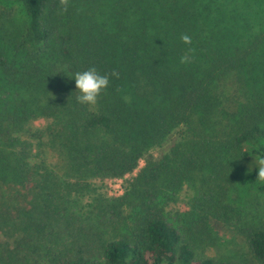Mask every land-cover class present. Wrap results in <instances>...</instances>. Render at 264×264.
<instances>
[{"label": "trees", "instance_id": "1", "mask_svg": "<svg viewBox=\"0 0 264 264\" xmlns=\"http://www.w3.org/2000/svg\"><path fill=\"white\" fill-rule=\"evenodd\" d=\"M17 1L25 28L0 35V184L29 198L19 247L44 264H234L203 252L217 219L264 264L239 188L264 192L245 174L264 158V0ZM91 66L109 85L82 105L72 77ZM141 159L120 196H96ZM182 191L189 209L171 213Z\"/></svg>", "mask_w": 264, "mask_h": 264}, {"label": "rangeland", "instance_id": "2", "mask_svg": "<svg viewBox=\"0 0 264 264\" xmlns=\"http://www.w3.org/2000/svg\"><path fill=\"white\" fill-rule=\"evenodd\" d=\"M26 16L21 4L17 0H0V35L2 36V43L15 41L22 30L25 28ZM45 124L44 119L34 120L32 125L34 127H43ZM170 143V142H169ZM168 142L164 144H169ZM161 148H153L151 152L158 155L159 151H165L168 146ZM35 146L33 152V160L44 159L48 163L55 164L57 161L56 156L49 150H42ZM257 161V160H256ZM144 164L143 159L139 161V166L132 173L125 174L123 177H106L103 180H95L96 185L95 194L98 198L101 196H120L124 192V185L127 180H130L137 172V170ZM53 166V165H52ZM246 176L254 178L257 169L255 165H248ZM248 172V173H247ZM243 177V173L241 176ZM257 176H255L256 178ZM259 179V177H257ZM240 190H243L241 199L243 205L247 210H250L255 219L258 218L264 222V192L256 188H248L247 183L242 182L239 184ZM93 193V194H94ZM185 192L182 191L179 197L170 201L166 209L174 212H184L189 209L187 197ZM90 200V199H89ZM88 198L84 197L80 201V205L86 206ZM29 198L25 195V191L15 186H4L0 184V264H44L48 263L45 260L44 249L37 248L38 251H31L29 247L24 246L20 248L18 239L22 234L16 229V223L23 220L21 212L23 208L28 207ZM86 210V209H85ZM86 214L87 212L84 211ZM253 216V215H252ZM25 219V217H24ZM211 228L216 233V240L214 243H207L203 252L211 257L230 260L234 264H252L251 255L249 254L246 244L242 237L234 234L228 226L224 225L217 219H211ZM86 227V225H85ZM73 231L72 228L69 231ZM26 232V231H25ZM29 234V233H27ZM42 242V241H41ZM37 243L38 240H37ZM46 261V262H45Z\"/></svg>", "mask_w": 264, "mask_h": 264}, {"label": "clouds", "instance_id": "3", "mask_svg": "<svg viewBox=\"0 0 264 264\" xmlns=\"http://www.w3.org/2000/svg\"><path fill=\"white\" fill-rule=\"evenodd\" d=\"M185 44L191 43V37L182 35L180 38ZM190 55H185L180 58L181 63L190 62ZM74 80L75 91L78 92L77 101L82 105H94L97 102V97L103 89L109 85V75L101 74L95 66L89 67L83 72H78L72 77ZM257 169V177L264 179V158L257 160L254 163ZM251 169L248 171H251ZM256 177V178H257Z\"/></svg>", "mask_w": 264, "mask_h": 264}]
</instances>
